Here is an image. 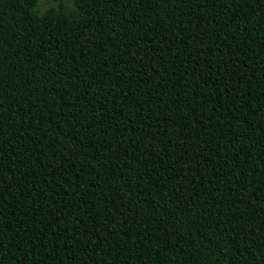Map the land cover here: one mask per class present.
I'll return each mask as SVG.
<instances>
[{
  "label": "trees",
  "instance_id": "trees-1",
  "mask_svg": "<svg viewBox=\"0 0 264 264\" xmlns=\"http://www.w3.org/2000/svg\"><path fill=\"white\" fill-rule=\"evenodd\" d=\"M0 0V264H264V0Z\"/></svg>",
  "mask_w": 264,
  "mask_h": 264
},
{
  "label": "rangeland",
  "instance_id": "rangeland-1",
  "mask_svg": "<svg viewBox=\"0 0 264 264\" xmlns=\"http://www.w3.org/2000/svg\"><path fill=\"white\" fill-rule=\"evenodd\" d=\"M54 0H40V3H39V8H44L46 6H48L49 4L53 3Z\"/></svg>",
  "mask_w": 264,
  "mask_h": 264
}]
</instances>
